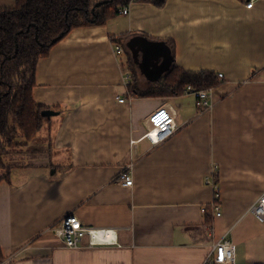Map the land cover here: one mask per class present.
<instances>
[{
    "label": "crops",
    "instance_id": "obj_1",
    "mask_svg": "<svg viewBox=\"0 0 264 264\" xmlns=\"http://www.w3.org/2000/svg\"><path fill=\"white\" fill-rule=\"evenodd\" d=\"M16 4L0 0V8ZM139 41L149 57L159 55L145 67L165 68L153 78L134 60L136 74L130 69L127 51L147 62ZM173 65L224 74L209 110L193 95L132 94L134 83L164 89L160 80ZM35 81L34 99L57 114L46 117L39 139L8 153V173L0 169L3 260L203 264L226 238L233 264H264V223L250 212L264 195V0L135 2L127 16L72 29L40 58ZM162 106L173 110L177 130L152 146L143 138L147 118ZM214 166L221 217L211 213L214 189L206 184ZM123 170L132 186L118 180ZM70 213L110 230L113 242L91 246L86 236L80 248H67L50 227Z\"/></svg>",
    "mask_w": 264,
    "mask_h": 264
},
{
    "label": "trees",
    "instance_id": "obj_2",
    "mask_svg": "<svg viewBox=\"0 0 264 264\" xmlns=\"http://www.w3.org/2000/svg\"><path fill=\"white\" fill-rule=\"evenodd\" d=\"M132 1L163 7L168 0H17L15 7L0 8L1 170L10 171L5 159L8 153L34 140L46 120L42 113L47 107L33 96L40 58L72 29L104 25ZM169 45L173 48L172 43ZM125 53L130 69L136 74L132 56L128 51ZM160 81L165 87L158 91L150 88L142 91L135 83L130 90L143 97L180 96L188 86L207 90L216 88L221 82L213 71H189L174 65Z\"/></svg>",
    "mask_w": 264,
    "mask_h": 264
},
{
    "label": "built area",
    "instance_id": "obj_3",
    "mask_svg": "<svg viewBox=\"0 0 264 264\" xmlns=\"http://www.w3.org/2000/svg\"><path fill=\"white\" fill-rule=\"evenodd\" d=\"M135 3L132 1L130 5L120 9L119 15L127 16L130 13L131 5ZM253 2L247 4V7H252ZM115 51L123 53L124 49L121 45H114ZM220 79L224 77L223 73H218ZM130 75H127L126 81L129 83ZM212 89L194 90L192 86H188L185 95H193L196 98L197 107L206 111L212 107L211 103ZM131 98V96H129ZM120 103L126 102L127 98H117ZM148 127L143 135V138L148 140L152 146L159 145L169 140L177 130L175 114L173 110L167 106H162L153 111L147 118ZM217 167L212 168V173L206 176V184L211 185L214 189L213 202L210 204L211 213L214 217L222 216V195L220 183L216 178ZM118 180L123 186L129 187L134 184V178L130 171L123 170L118 174ZM253 213L261 222L264 223V195H262L256 203L250 208ZM50 230L59 236L64 245L70 249H78L81 247L82 239L86 236L90 238V245H103L111 244L114 240V235L109 237L110 230L96 229L87 227L82 224L80 219L70 213L60 220L56 221ZM235 261V246L229 239H222L217 241L207 256L203 264H233ZM0 264H10L8 259H4Z\"/></svg>",
    "mask_w": 264,
    "mask_h": 264
},
{
    "label": "flooded vegetation",
    "instance_id": "obj_4",
    "mask_svg": "<svg viewBox=\"0 0 264 264\" xmlns=\"http://www.w3.org/2000/svg\"><path fill=\"white\" fill-rule=\"evenodd\" d=\"M147 45H145V47H143L142 49H140L142 52H145V50L147 49ZM130 54H131V56H132V58H133V60L137 63V64H140L139 65V67L140 68H146L145 66H148V64H145V66H143V67H141L142 66V64H143V59L144 58H141L140 57V54H139V52H136V51H131L130 52ZM144 54V53H143ZM152 66V65H151ZM147 69V71H148V76H149V78H151V77H153L154 75H157L156 74V71H158V66L156 67V68H151V67H149V68H146ZM143 83H144V85H149L148 83H146V82H144L143 81Z\"/></svg>",
    "mask_w": 264,
    "mask_h": 264
},
{
    "label": "water",
    "instance_id": "obj_5",
    "mask_svg": "<svg viewBox=\"0 0 264 264\" xmlns=\"http://www.w3.org/2000/svg\"><path fill=\"white\" fill-rule=\"evenodd\" d=\"M105 2H107V1H105ZM101 3H99L98 5H100ZM155 49H157V50H159L160 52H161V48L158 46V45H156V47H154ZM149 49L150 48H147L146 50H145V52H144V57L146 58V61L147 62H145V63H143L142 64V66H145V64H152L153 63V61H152V59L153 58H155V60H158L159 59V55H152V57H149ZM160 52L158 53V54H160ZM152 58V59H151ZM161 68V67H160ZM158 70H159V68H158ZM160 77V76H159ZM151 78H153V77H151ZM57 114V112H55V111H53V110H50V109H46V110H44L43 111V113H42V115L44 116V117H51V116H53V115H56Z\"/></svg>",
    "mask_w": 264,
    "mask_h": 264
},
{
    "label": "rangeland",
    "instance_id": "obj_6",
    "mask_svg": "<svg viewBox=\"0 0 264 264\" xmlns=\"http://www.w3.org/2000/svg\"><path fill=\"white\" fill-rule=\"evenodd\" d=\"M142 43H144L143 41H139V43H137V49H141L142 48ZM126 57V56H125ZM165 70L164 66L159 68L158 72H163ZM41 137V135L39 134V136L35 139H39Z\"/></svg>",
    "mask_w": 264,
    "mask_h": 264
}]
</instances>
